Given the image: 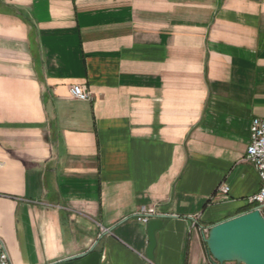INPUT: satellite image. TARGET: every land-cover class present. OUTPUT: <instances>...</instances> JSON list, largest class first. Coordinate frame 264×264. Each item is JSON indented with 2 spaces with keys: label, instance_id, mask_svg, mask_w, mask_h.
Wrapping results in <instances>:
<instances>
[{
  "label": "crops",
  "instance_id": "1",
  "mask_svg": "<svg viewBox=\"0 0 264 264\" xmlns=\"http://www.w3.org/2000/svg\"><path fill=\"white\" fill-rule=\"evenodd\" d=\"M255 117L264 0H0L11 264L93 247L99 264H217L204 236L263 184L246 160ZM140 214L165 217L153 261Z\"/></svg>",
  "mask_w": 264,
  "mask_h": 264
},
{
  "label": "water",
  "instance_id": "2",
  "mask_svg": "<svg viewBox=\"0 0 264 264\" xmlns=\"http://www.w3.org/2000/svg\"><path fill=\"white\" fill-rule=\"evenodd\" d=\"M165 217L153 216L147 222L148 247L146 255L154 260L156 231L164 225ZM204 241L217 264H264V215L258 208L244 211L210 226ZM101 253L91 248L53 264H99Z\"/></svg>",
  "mask_w": 264,
  "mask_h": 264
},
{
  "label": "built area",
  "instance_id": "3",
  "mask_svg": "<svg viewBox=\"0 0 264 264\" xmlns=\"http://www.w3.org/2000/svg\"><path fill=\"white\" fill-rule=\"evenodd\" d=\"M71 94L74 98L80 100L89 99L87 92L82 85L75 84L71 87ZM246 160L249 161L257 170L263 184L262 186L248 198L250 210L258 208L264 215V117H255L251 124V138L246 152ZM219 190L223 194H228L230 187L222 183L219 185ZM138 219L143 222L149 221V216L140 214ZM0 264H11L9 254L5 245L0 238Z\"/></svg>",
  "mask_w": 264,
  "mask_h": 264
},
{
  "label": "trees",
  "instance_id": "4",
  "mask_svg": "<svg viewBox=\"0 0 264 264\" xmlns=\"http://www.w3.org/2000/svg\"><path fill=\"white\" fill-rule=\"evenodd\" d=\"M250 210V207L248 209H246V211ZM205 246L207 247V244L205 243Z\"/></svg>",
  "mask_w": 264,
  "mask_h": 264
}]
</instances>
